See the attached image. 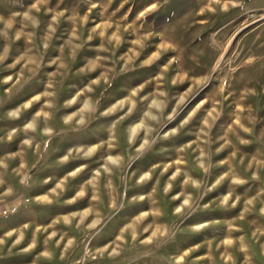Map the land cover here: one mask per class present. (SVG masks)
Wrapping results in <instances>:
<instances>
[{
	"label": "rangeland",
	"instance_id": "rangeland-1",
	"mask_svg": "<svg viewBox=\"0 0 264 264\" xmlns=\"http://www.w3.org/2000/svg\"><path fill=\"white\" fill-rule=\"evenodd\" d=\"M0 264H264V0H0Z\"/></svg>",
	"mask_w": 264,
	"mask_h": 264
},
{
	"label": "bare ground",
	"instance_id": "bare-ground-1",
	"mask_svg": "<svg viewBox=\"0 0 264 264\" xmlns=\"http://www.w3.org/2000/svg\"><path fill=\"white\" fill-rule=\"evenodd\" d=\"M86 106H89V104L88 105H86ZM153 233V232H152ZM155 233V232H154Z\"/></svg>",
	"mask_w": 264,
	"mask_h": 264
},
{
	"label": "built area",
	"instance_id": "built-area-1",
	"mask_svg": "<svg viewBox=\"0 0 264 264\" xmlns=\"http://www.w3.org/2000/svg\"><path fill=\"white\" fill-rule=\"evenodd\" d=\"M7 211H4V213H6Z\"/></svg>",
	"mask_w": 264,
	"mask_h": 264
}]
</instances>
